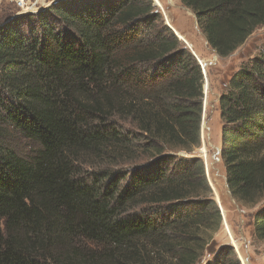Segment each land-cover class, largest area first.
Instances as JSON below:
<instances>
[{
	"label": "trees",
	"instance_id": "1",
	"mask_svg": "<svg viewBox=\"0 0 264 264\" xmlns=\"http://www.w3.org/2000/svg\"><path fill=\"white\" fill-rule=\"evenodd\" d=\"M180 2L220 58L264 26V0ZM206 75L152 0L2 17L0 264H243L195 155ZM222 84L227 185L264 240V43Z\"/></svg>",
	"mask_w": 264,
	"mask_h": 264
},
{
	"label": "rangeland",
	"instance_id": "2",
	"mask_svg": "<svg viewBox=\"0 0 264 264\" xmlns=\"http://www.w3.org/2000/svg\"><path fill=\"white\" fill-rule=\"evenodd\" d=\"M48 3H50L49 0L46 5ZM152 3L161 13L162 23L172 30L181 44L197 57L207 74L204 84L202 147L195 155L201 156L206 163L212 198L216 201L223 217L222 227L214 234L217 246L218 248L222 245L233 246L243 264H264V240H257L254 237L251 222V215L256 207L239 203L231 196L227 185L225 168L221 159L222 121L218 102L224 80L244 60L259 52L264 43V26L254 33L240 51L229 57L220 58L208 45L194 13L180 0H152ZM15 12L17 9L14 5L6 0H0V19L7 15L11 17ZM148 160L150 157L144 156L138 162L144 163ZM209 257L210 254H207L203 261L206 262Z\"/></svg>",
	"mask_w": 264,
	"mask_h": 264
},
{
	"label": "built area",
	"instance_id": "3",
	"mask_svg": "<svg viewBox=\"0 0 264 264\" xmlns=\"http://www.w3.org/2000/svg\"><path fill=\"white\" fill-rule=\"evenodd\" d=\"M8 1L10 4L14 5V7L17 9L16 15L19 14H27V13H37L38 11H40L41 9H43V7L46 5V2L48 0H6ZM50 3L51 0H49ZM48 3L46 5L49 6Z\"/></svg>",
	"mask_w": 264,
	"mask_h": 264
},
{
	"label": "water",
	"instance_id": "4",
	"mask_svg": "<svg viewBox=\"0 0 264 264\" xmlns=\"http://www.w3.org/2000/svg\"><path fill=\"white\" fill-rule=\"evenodd\" d=\"M55 1H53L52 3H54ZM204 68V67H203ZM230 192V191H229ZM230 194H231V192H230ZM231 196H232V194H231ZM233 197V196H232Z\"/></svg>",
	"mask_w": 264,
	"mask_h": 264
}]
</instances>
